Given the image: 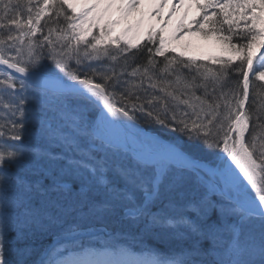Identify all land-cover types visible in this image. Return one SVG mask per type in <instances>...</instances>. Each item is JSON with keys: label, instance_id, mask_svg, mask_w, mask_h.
I'll return each instance as SVG.
<instances>
[{"label": "snow or ice", "instance_id": "6c2138e0", "mask_svg": "<svg viewBox=\"0 0 264 264\" xmlns=\"http://www.w3.org/2000/svg\"><path fill=\"white\" fill-rule=\"evenodd\" d=\"M65 5L73 8L69 0H0V264H264V92L250 98V77L264 81V51L253 52L257 41L264 49V0H224L221 13L249 10L247 43L232 46L244 53L235 77L231 60L186 76L189 64L164 55L163 37L144 62L133 53L129 63L136 45L99 49L102 30L81 57L87 11L67 15ZM49 8L54 26L41 25ZM229 16L210 30L228 23L231 32ZM148 40L155 43L151 33ZM101 54L116 63H84ZM141 116L176 142L126 135ZM107 229L157 240L166 251L93 258L86 240ZM48 237L54 245L38 243ZM75 249L82 251L73 257Z\"/></svg>", "mask_w": 264, "mask_h": 264}, {"label": "rangeland", "instance_id": "374dc122", "mask_svg": "<svg viewBox=\"0 0 264 264\" xmlns=\"http://www.w3.org/2000/svg\"><path fill=\"white\" fill-rule=\"evenodd\" d=\"M91 1V0H89ZM205 0H186L185 3V10L192 11V15H189V17L186 20H179L178 23V30L177 33H173L172 36L168 37V39L164 38V29H155L153 26L149 27L145 34L141 38H137V32H138V25L139 21L134 20L135 17H133L130 21L131 23L125 24L123 22H117V23H111L113 20L111 19L112 13H110L109 10L106 8H97V9H81L80 11L75 10V6L73 5V8L70 9L73 14L79 16L81 12L87 11V14L83 17L84 23H83V29L85 30L83 33V39L81 40L82 44L84 41L88 39H92L93 36H96L97 39H100L102 30L104 31L103 38L100 39V43L98 45L103 46L104 44H114L117 41H122L126 43H131L133 45H138L142 41L148 39L149 33L152 34L154 39H158L163 37L166 41L164 52L165 51H173L174 53H177L178 55L185 56L187 58L192 59H212V57H218L225 55L226 57L233 58V55L230 53H226V51L223 50V45L220 43V41H217L216 38L211 35H205L201 31L199 32L197 29L200 27L198 25V17L202 13V9L200 7H197V4H204ZM231 7V6H230ZM121 8V7H119ZM69 9V8H68ZM242 9V8H241ZM244 9L247 12V9ZM74 10V11H73ZM120 10V9H119ZM153 15H157L158 18L163 19L166 23L168 21L171 22L172 18L170 14L165 15L164 12L161 10V8L156 7L153 10ZM134 13L142 12V7L139 5V2L137 3V6L133 10ZM251 12L259 13V8L252 9ZM127 14H125V17ZM205 16V13H202L201 19H203ZM119 21V20H118ZM250 21V20H249ZM79 23V21H77ZM135 23V24H134ZM251 24V21H250ZM126 27L124 31H119L118 29L115 30V27ZM90 29V30H89ZM110 29V30H108ZM128 30L127 38L124 37L125 31ZM189 32H194L197 35L201 36L202 40L211 42V48L212 52L204 54H199L198 56H193L190 54V46L192 42H188L185 39L182 40L181 35L187 34ZM95 41V40H94ZM97 43V41H95ZM83 47V45H82ZM175 47H178L179 50H175ZM261 51H264V49H261L259 46L256 45V47L253 49V52L255 55H259ZM95 66V65H93ZM0 69H3L0 65ZM2 78V77H0ZM264 82V81H263ZM17 88H19V84L17 83ZM4 119V113L0 111V123L3 122ZM131 123V122H129ZM134 129V131H137L138 133L142 134V137L144 139H155L160 144L166 145L168 144L165 141H161V139L156 135L151 133H145L141 130V127L138 125ZM9 137H5V139H8ZM48 240V241H47ZM49 242L50 246L54 245V240L52 237H48L42 241H38V243L46 245L45 242ZM157 240L154 239H145L142 238L139 235H136L134 233L128 232L126 230H101L97 232L95 236L89 237L86 240L87 246L92 250L93 258L98 259H114V258H120L124 256H129V260H136L139 259H148L150 258V250L151 251H165L158 248V246L155 245ZM159 242V241H158ZM160 243V242H159ZM80 249H75L73 252V257H76L81 254ZM67 255V253L65 254Z\"/></svg>", "mask_w": 264, "mask_h": 264}, {"label": "trees", "instance_id": "16d2710c", "mask_svg": "<svg viewBox=\"0 0 264 264\" xmlns=\"http://www.w3.org/2000/svg\"><path fill=\"white\" fill-rule=\"evenodd\" d=\"M208 3V0H205L204 4ZM39 4L43 5V0H39ZM203 5V4H202ZM224 7V0H219V3L216 7L213 8H208V9H202V13H205V16L203 19H201V15L198 17V25H202L204 31L202 32L205 35H213L217 41H220V43L223 45V50L226 51V53H230L233 55V58H229L226 57L225 55L223 56H218V57H212V59H190L187 58L185 56L182 55H178L177 53H174L173 51H165L164 55L167 56L169 59L176 57L179 61H182L184 64H189V68L187 69H183V72L185 73L186 76H190L191 74H196L197 70H199L200 72H204L205 69H209L211 71H218L221 69L222 64L224 61L227 60H231L232 64L230 65V71H232L233 76H237L238 74L235 73V68L239 65V60L240 57L244 54L243 52H238V51H234L232 49L233 45H236L237 48H239L242 44L247 43V39L249 37V34L246 31V17H245V13H244V9L239 8V7H235V6H229L227 8H224V13H230L229 16V20L231 22H233V27H232V31L229 32L228 28L229 25L228 23H223V30L221 32H216V31H212L210 29L216 28V27H220L221 23L223 22V18H224V13H221V8ZM249 11V10H247ZM246 12V11H245ZM65 13L67 15H73L72 11L70 9L67 8V6L65 5ZM213 13H216V15H213ZM210 17L212 21H215L217 23H206L205 19ZM26 19V17H25ZM54 20H55V16H54V8H49L47 9V11L45 12L44 16L41 18V25H44L46 22L49 23L50 25L54 26ZM60 21V25L61 26H66L65 25V21L63 19V16H61L59 18ZM248 26H250V21H248ZM200 27L197 29L200 32ZM45 33H46V29H45ZM221 36H225V37H230V40L226 41L221 39ZM41 38V34L37 33V36L34 37V39H39ZM87 43H85V41L82 44H79V49H80V55L81 57H83L84 55V51L87 49L89 52H91L90 49V45L94 44L95 41L93 39H88L86 40ZM259 41H257L256 45L259 46ZM128 43L126 42H122L119 41V47L123 48L126 47ZM83 45V47H82ZM97 47L99 49H104V48H108L110 52L115 53L118 49V45L117 42H115L114 44H104L103 46H100L97 44ZM152 48L153 51H155V49L157 47H159V43H158V39H155V43H151L149 42L148 39L142 41L141 43H139L138 45H136L135 48H132L129 50V52L127 53V55L129 56V63H131V56L133 53L136 54L137 56V62L142 63L145 61L148 53L146 51L147 48ZM59 48H57V52H59ZM48 49H45V54H47ZM154 59L159 62L162 66V64L165 62L164 61V57L163 56H156L154 57ZM118 61L120 64H123V54H121L120 56H118ZM48 64H52L51 60L46 61ZM84 63H91L95 66L103 64V65H108V64H115V61H111L107 56L104 55H100V58L98 60H85ZM69 64L71 67L75 68L76 64H75V59H72L69 61ZM83 66V65H82ZM54 67V65H53ZM177 67H181L182 65L178 64ZM131 69H129L130 71ZM57 71H59L57 69ZM61 75H63V73H61ZM98 79V78H97ZM138 79V78H137ZM240 79H242V77H240ZM251 80V84L252 87L250 88V98H251V94L253 92H255L257 89L260 90L261 92H264V82L263 81H256L254 79V77H250ZM71 82V81H70ZM144 87L147 88V82H145ZM119 91V90H118ZM201 93L198 91L197 95H200ZM117 99H119V97H117ZM119 106V105H118ZM183 107V106H181ZM248 107V105L246 104V108ZM137 115H140L139 113ZM149 118L141 116L140 120L137 122L138 126H142L145 130L152 132L154 134H156L161 141H165L168 144L171 143H175L176 141L173 138V135H170V129L168 128H162L161 125L159 124H155L154 122H148ZM251 123V121H250ZM247 135L246 134V139H247ZM186 139V138H185ZM218 151V150H217ZM43 241V240H42ZM48 241V240H47ZM45 242L46 245H49V242ZM156 246H158L159 249L161 250H165V247L160 244L158 241L155 243Z\"/></svg>", "mask_w": 264, "mask_h": 264}, {"label": "bare ground", "instance_id": "6f19581e", "mask_svg": "<svg viewBox=\"0 0 264 264\" xmlns=\"http://www.w3.org/2000/svg\"><path fill=\"white\" fill-rule=\"evenodd\" d=\"M75 6L76 11H80L81 9H97V8H106L112 13L111 19L113 21L123 22V23H131V19L133 17L134 20L139 21L137 38H141L146 30L153 26L155 29H164V38L168 39V37L172 36L173 33H177V26L180 22L179 20H186L189 15H192V11L185 10L186 0H138L139 5L142 7V12H138L137 14L133 12L134 8L131 11H126L127 4L129 0H69ZM93 5H97L93 8ZM111 5V7H108ZM121 7V8H119ZM159 7L164 12L165 15L170 14L172 20L167 23L157 17V15H153V9ZM120 9V10H119ZM125 14L127 16L125 17ZM135 24V23H134ZM124 31L126 27H115V30ZM128 30L125 31L124 39L127 38ZM182 40L185 39L188 42H192L190 46V54L193 56H198L201 54H206L212 52L211 42L202 40L201 36L197 35L194 32H189L187 34L181 35ZM175 50H179L178 47H175ZM126 135L130 137H136L142 139V134L134 131V129H128ZM129 256L120 257V259H128ZM136 260H139L137 258Z\"/></svg>", "mask_w": 264, "mask_h": 264}, {"label": "water", "instance_id": "95a60500", "mask_svg": "<svg viewBox=\"0 0 264 264\" xmlns=\"http://www.w3.org/2000/svg\"><path fill=\"white\" fill-rule=\"evenodd\" d=\"M2 67H3V68H6V66H3V65H2ZM7 71H8V72H12L13 70L8 69ZM15 75L20 76L21 74L16 73Z\"/></svg>", "mask_w": 264, "mask_h": 264}]
</instances>
